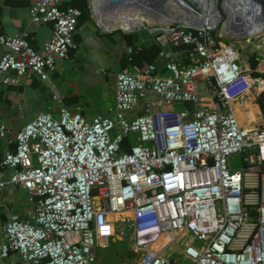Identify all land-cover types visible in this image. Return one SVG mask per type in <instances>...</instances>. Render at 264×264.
<instances>
[{
  "label": "built area",
  "instance_id": "built-area-1",
  "mask_svg": "<svg viewBox=\"0 0 264 264\" xmlns=\"http://www.w3.org/2000/svg\"><path fill=\"white\" fill-rule=\"evenodd\" d=\"M168 1L139 0L133 16L155 22L121 30L148 26L162 61L116 73L109 116L87 119L62 106L16 132L0 159V192L24 189L29 209L0 225V260L99 264L95 248L127 240L136 264H264V116L244 127L237 115L240 99L264 81L233 44L221 46L233 37L224 10L264 14V0H173L166 8ZM63 2L32 0L31 23L52 29L40 48L27 32L0 35V84H52L82 16ZM90 5L102 32L118 29ZM113 10L132 12L127 1L101 4Z\"/></svg>",
  "mask_w": 264,
  "mask_h": 264
},
{
  "label": "crops",
  "instance_id": "crops-1",
  "mask_svg": "<svg viewBox=\"0 0 264 264\" xmlns=\"http://www.w3.org/2000/svg\"><path fill=\"white\" fill-rule=\"evenodd\" d=\"M31 2L32 0H0V35L13 36L27 32L29 43L33 48L38 49L51 36L52 29L50 25L31 23L29 17ZM87 2L88 14L84 13L79 19L77 31L73 36L75 48L69 52L66 59L57 60V68L51 75V85L38 79L28 80L23 77L15 83L0 84V121L8 130V133L0 136V159L7 150L14 149L16 132L41 112L50 110L52 114L57 115L62 106H67L70 109H79L87 119L94 116H109L110 107L113 105L111 90L116 73L125 68H138L131 64L132 53L136 51L135 48L141 46V41L153 42L151 37L139 32L123 33L117 30L102 32L91 16L90 4L94 1L87 0ZM78 5L80 0H64L63 2L64 7ZM258 31H253L250 35L257 34ZM130 34L133 37L137 36L140 40H136L135 46L128 45L125 48V36ZM253 45L251 48L255 46L256 49H251L250 55L245 56L244 64L250 70L251 76L260 77L264 81L263 31L259 35L257 44ZM222 46H225L223 42ZM128 48L132 49L131 53H128ZM3 51L0 44V56ZM252 56L256 62L254 67L250 63ZM160 61L162 60L158 54L153 63ZM144 63L148 62L142 64ZM249 92L250 96L246 94L245 97H252L251 102L248 101L252 110L250 111L247 107L248 98L244 97L243 104L241 102L243 112L259 111L263 117L257 98L264 92V82L263 86L253 88ZM237 112L240 111L237 110ZM248 116L252 119V114ZM241 121L243 124L249 123ZM28 207L29 200L24 189L15 187L13 190L7 188L2 190L0 192V225L6 221L9 214H18L24 218ZM121 262L111 261L101 264H121ZM134 263L136 264L135 260ZM0 264L13 263L11 260H0Z\"/></svg>",
  "mask_w": 264,
  "mask_h": 264
},
{
  "label": "bare ground",
  "instance_id": "bare-ground-1",
  "mask_svg": "<svg viewBox=\"0 0 264 264\" xmlns=\"http://www.w3.org/2000/svg\"><path fill=\"white\" fill-rule=\"evenodd\" d=\"M127 1V6L129 8L130 14L128 17L125 16H115L117 15V12L114 10L111 12H101V4H105L107 0H94L93 6L97 10V12L101 15L99 18L101 23L107 27V29L110 28H118L120 30L128 31L131 30L134 27H139L142 26L143 23L145 25H151L155 22L154 19L150 17H142V18H135L133 15L136 13V10L139 7V0H126ZM173 0H169L166 5V8L171 5H173L172 2ZM256 6L259 7V4L256 3ZM264 19V14L260 8L256 9L255 11H248L246 7L242 8H234L230 7L229 8V17L227 19V23L225 26L230 25V28L232 32L231 36H244L247 35L246 33H249L250 31H256V30H261L262 31V21ZM173 20V18H167V17H162L159 18V22L161 24H166L169 23ZM225 23V22H224ZM241 30V32H239ZM222 46V42H221ZM247 94L250 96V92L247 91ZM231 102H234V100H231ZM243 114V121L249 122L248 124H244L239 118V122L244 127H251V123L254 121H259L261 119V115L259 111H254V112H242ZM248 114H252V119L249 118ZM248 125V126H246Z\"/></svg>",
  "mask_w": 264,
  "mask_h": 264
},
{
  "label": "rangeland",
  "instance_id": "rangeland-1",
  "mask_svg": "<svg viewBox=\"0 0 264 264\" xmlns=\"http://www.w3.org/2000/svg\"><path fill=\"white\" fill-rule=\"evenodd\" d=\"M221 1H222V4H223V0H220L219 4H221ZM228 17H229V10L225 9L224 10L225 25L227 23ZM117 31L122 32L120 29H117ZM138 32L140 34H145V35H147V36L152 38V35H151V33H150L149 29H148V26H147V28H143L142 27ZM239 32H241V30ZM252 32L253 31H250L249 33H246L247 36L246 35H244V36L239 35V36H236V37L233 36V37H230V38H227V39H223L222 38L221 42H223L226 45L233 44V46L238 50V52L245 59L246 58L245 56L250 55L251 49L252 50L256 49V47L254 45L257 44L258 39H259V35L261 34L262 31L259 30L257 34L250 35V33H252ZM252 45L254 47L251 48ZM246 98H248V97H245V99ZM242 99L244 100V97H242L240 100H242ZM251 99H252V97H249L247 99V107L250 109V111L252 110L250 108V104H249V102H251ZM241 106H242V104H241ZM241 106H240V108H242ZM179 107H180V104H177V105L173 106V108H176V109H178ZM243 111L244 110L242 108L240 110V112L237 113V115L240 118V120H243L242 119L243 116L241 114ZM230 161H231V164L233 166H237V165L240 164L241 157L239 155H237L234 158H232ZM195 243L199 244V242H197V241ZM128 250H130V248L128 246L127 240H114V241L110 240V242H109L107 247H105V248H95V252H96V255L98 257V262L100 264L101 263H105V262H111V261L119 263V262H121L123 255L125 253H127ZM172 257L177 258V259H181V256H179L177 253L173 254Z\"/></svg>",
  "mask_w": 264,
  "mask_h": 264
},
{
  "label": "trees",
  "instance_id": "trees-1",
  "mask_svg": "<svg viewBox=\"0 0 264 264\" xmlns=\"http://www.w3.org/2000/svg\"><path fill=\"white\" fill-rule=\"evenodd\" d=\"M77 7L82 10V16L84 13L88 14L89 8H88L87 0H80V5H78ZM136 40H140V39L137 36L133 37V35H131V34L126 35L125 36V48L128 45L135 46ZM140 45L141 46L135 48L136 51L134 53H132V55H131L132 56L131 57V59H132L131 64L136 66V67H139L143 62L149 63V62L155 61L156 57L158 56L160 49H161L159 45L154 43V41L150 42V43L141 41ZM173 49H178V48L173 47ZM125 60H126V57H125ZM250 63H251L252 67L255 66L256 62L254 61V56H252L250 58ZM257 103L259 104L261 111L264 114V92L258 96ZM123 149L124 150L127 149V143L126 142L123 145ZM121 264H135L133 253L130 250H128V252L125 253L124 256L122 257Z\"/></svg>",
  "mask_w": 264,
  "mask_h": 264
},
{
  "label": "water",
  "instance_id": "water-1",
  "mask_svg": "<svg viewBox=\"0 0 264 264\" xmlns=\"http://www.w3.org/2000/svg\"><path fill=\"white\" fill-rule=\"evenodd\" d=\"M109 2L115 4V3H119V2H123V1H126V0H108ZM262 31L264 32V19L262 21Z\"/></svg>",
  "mask_w": 264,
  "mask_h": 264
}]
</instances>
